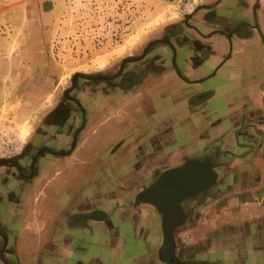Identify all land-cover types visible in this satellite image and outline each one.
<instances>
[{
  "label": "crops",
  "instance_id": "obj_1",
  "mask_svg": "<svg viewBox=\"0 0 264 264\" xmlns=\"http://www.w3.org/2000/svg\"><path fill=\"white\" fill-rule=\"evenodd\" d=\"M204 6H211L209 11L213 16L197 19V35L181 28L189 36L184 41L176 33L165 36L176 49L174 66L163 51L167 44H161L160 49H156L160 44L153 45L147 58L152 66L161 65L160 69L149 71L133 92L122 99L110 102L111 98H105L100 120L91 122L84 132L87 160L85 166L79 165L74 170L78 180L96 172L86 158L94 152L99 157L96 164L101 168L108 153L121 154V161L126 162L125 172L134 176L123 181L122 187L119 181L113 186L112 180L116 178L113 168H108L111 181L105 185L110 191L102 196L100 206L104 215L101 217L88 215L99 205L89 203L86 195L83 197L82 190L88 186H74L65 176L61 183L51 185L60 171H55L44 185L35 186L34 190L38 191L31 204L27 197L24 203V209L28 208L34 218L21 217L18 221L15 253L22 262L30 253L29 264H71L77 253L74 264H113L122 259L120 255L126 244L137 243L135 234L139 233L141 242L133 248L131 262L167 264L157 256L162 243L160 215L148 203L135 204L130 189L139 177L152 175L159 165L180 157L181 160L207 157L216 164L215 181L183 205L186 218L182 227L174 230L175 247L183 250L182 257L191 258L194 264H219L214 262L218 259L211 261L212 255L219 252L222 255L219 261L224 264H264V0H206L190 12L197 10L202 16L206 12ZM250 6L254 9L252 19L258 32H251L247 24L240 29L236 27L225 38L223 32L234 25L230 20L233 14L241 20L242 16H249ZM181 16L166 21L162 27L177 25ZM215 29L220 31L214 33ZM241 31L247 34L241 35ZM157 106L166 119L156 123L151 116L158 112ZM171 117L173 122H167ZM151 121L154 124L147 130H155L148 132L150 136L139 146L147 152L141 154L137 163L130 161L126 157L135 156L134 151L128 153L131 140L136 142L144 137L146 132L140 127ZM130 128L134 131L130 132ZM92 136L96 137L97 146L90 145ZM158 136L162 143L157 141ZM161 144L165 146L163 150ZM142 160L147 168H141ZM179 164L165 165L157 174ZM49 171L46 169L43 174ZM97 187L102 188V183L96 181ZM113 201L116 203L114 223L113 213L107 214L106 209ZM83 219L96 226L91 229L90 225H82ZM124 224L131 226L130 233L120 232L119 227ZM86 227L91 230L89 240L101 245L97 251L78 243L82 241L81 229ZM97 229L106 233L102 234V242L97 240ZM188 247L190 252L186 255ZM159 255L168 257V249L161 247Z\"/></svg>",
  "mask_w": 264,
  "mask_h": 264
},
{
  "label": "rangeland",
  "instance_id": "obj_2",
  "mask_svg": "<svg viewBox=\"0 0 264 264\" xmlns=\"http://www.w3.org/2000/svg\"><path fill=\"white\" fill-rule=\"evenodd\" d=\"M203 1L206 0L0 1V157L11 155L19 149L23 141L30 136L40 116L53 104L54 99L68 84L69 77L74 72L94 73L110 69L120 58L134 52L137 53L146 40L159 36L166 21L189 14L196 4ZM134 36L136 39L131 42L130 39ZM11 44L13 49L9 51L8 47ZM113 82L115 80L103 82V84H112ZM156 108L158 112L151 117L156 123L162 122L166 117L162 111H159V106ZM167 120L170 122L174 118L171 117ZM153 124L154 122L151 121L149 125L141 126L140 128L144 127L141 131L146 132L144 137H139L136 142L131 140L128 153L130 150L134 151L135 156L126 157L130 161L137 163L141 160V154L147 152L144 149L141 151L139 146L145 142L146 137L150 136L147 133L155 130H147ZM24 125L29 127V131L26 136H21L19 130ZM133 131L130 128V132ZM161 140L162 138L158 136L157 141L161 142ZM145 144L149 152V141ZM161 147L160 150H163L165 146L161 144ZM107 157L108 162L104 158V166L98 168L95 173H91L82 185V188L88 186L82 190L83 197L86 195L89 203L98 202L99 204L97 209L88 213L89 216L101 217L104 215L100 203L102 196L107 195L110 191V187L105 185L111 181L109 176L111 173L107 171L108 168H113L112 174L116 178L112 180L113 186L119 181V185L122 187L123 181L134 176L132 173L125 172L126 162L121 161V154L108 153ZM184 159L181 160L180 157L178 160H173L172 163L159 165L152 175L139 177L133 184L134 187L130 189V193H134L133 196H135L140 189L152 181L161 168L168 164H179ZM143 162H141V168L146 165V162ZM107 164L110 165L107 166ZM53 169L44 175L41 180L43 183L40 184L44 185L45 181L49 180L56 170H59V167ZM58 177L57 180L63 179L62 173ZM96 181L102 183L103 187L95 189ZM40 190L42 191V189ZM37 191L38 189H33L30 196H27L29 202ZM106 209L107 214L113 213L111 217L114 223L116 203L110 202ZM21 217L30 220L34 218V215L27 208L21 212ZM118 219L120 220V218H116V220ZM82 223L85 226L90 225L91 229L96 226L94 222L88 223V220L84 221V219ZM129 226L124 224L119 227L120 232L129 231L130 233L131 226L130 229ZM81 230L79 236L82 241L78 242L79 245L89 246L92 251H97L101 245L94 244L89 240L90 228L86 227ZM97 233V240L102 242L103 235L106 233L104 230L98 229ZM135 235L137 243L126 244L125 250L122 251L123 255H120L122 259L118 262L114 261L116 264H133L130 259L133 248L136 249L141 242V235L139 233ZM106 242L108 243L109 240L107 239ZM95 245L98 246L95 247ZM185 247L187 246L185 245ZM104 248L107 251V245H104ZM176 250L180 256H185L183 250L180 251L178 248ZM186 250H188L186 251L187 255L190 252L189 247ZM28 254L30 255V253ZM28 254V258L25 256L24 262L18 258V264H29L31 257ZM212 256L214 258L212 257L211 261L218 259L214 262L224 264L219 261L222 256L221 252ZM77 258L76 253L71 264H74Z\"/></svg>",
  "mask_w": 264,
  "mask_h": 264
},
{
  "label": "flooded vegetation",
  "instance_id": "obj_3",
  "mask_svg": "<svg viewBox=\"0 0 264 264\" xmlns=\"http://www.w3.org/2000/svg\"><path fill=\"white\" fill-rule=\"evenodd\" d=\"M251 7L249 16L244 15L241 20H238L239 18L233 14L234 17L230 20L234 25L228 31L223 32L225 38H229L231 33H234L238 28L247 26V24L251 32L253 30L258 32L253 23L252 12L254 9ZM203 8L206 12L202 16L197 13V10L192 11L182 15L177 25L162 27L159 36L147 40L137 53L134 52L120 58L114 66L106 71L74 72L69 77L68 84L54 99L53 104L40 116L30 136L23 141L19 149L11 155L0 157V264H18V257L15 253L17 231L19 230L18 221L21 218V212L24 211L26 197L35 186L43 185L40 183H43L41 180L44 178V171L49 169L51 172L54 170L53 168L59 167V170L56 171H60L65 179L69 180L70 178L72 185L83 184L86 180L84 176L79 177L78 180V175L74 172L76 168H79V165L85 166L87 160L84 156V147L86 146L82 137L91 122L94 124L100 120L102 106L107 102L104 99L111 98L110 102L116 101L117 98L122 99L133 92L149 71L160 69L161 65L152 66L151 60L147 58L148 50L155 44H160L156 49L167 44L168 48L165 47L163 51H166L165 55L169 57L170 64L174 66L172 62L176 49L170 45L165 36L176 33L180 41H184L189 36L181 28L190 29L197 35L199 33L195 27L197 19H208V16H213L209 11L211 6ZM213 31L215 33L220 30ZM241 32V35L247 34ZM194 44L196 43L194 42ZM155 58L157 59L158 55ZM106 77L111 78L103 79ZM113 80L115 82L112 84H103V82ZM91 138L90 145L97 146L96 137L92 136ZM86 158L91 163L90 168H101L100 164H96L99 161L96 152L93 153V156ZM57 179L52 184L63 181V179ZM190 200L191 198H187L181 202L183 209L185 208L183 205ZM174 255L180 261L191 264L195 262L191 258L180 256L176 247Z\"/></svg>",
  "mask_w": 264,
  "mask_h": 264
},
{
  "label": "water",
  "instance_id": "obj_4",
  "mask_svg": "<svg viewBox=\"0 0 264 264\" xmlns=\"http://www.w3.org/2000/svg\"><path fill=\"white\" fill-rule=\"evenodd\" d=\"M106 77L103 79H108ZM215 163L207 157L187 158L179 165L158 173L152 181L134 196V203L152 205L160 215L162 243L157 251L160 260L167 264H191L174 255V230L185 222L181 202L208 189L215 181ZM168 249V257H161L159 250Z\"/></svg>",
  "mask_w": 264,
  "mask_h": 264
},
{
  "label": "bare ground",
  "instance_id": "obj_5",
  "mask_svg": "<svg viewBox=\"0 0 264 264\" xmlns=\"http://www.w3.org/2000/svg\"><path fill=\"white\" fill-rule=\"evenodd\" d=\"M158 18V17H157ZM161 18V17H160ZM162 20V19H161ZM155 22V21H154ZM157 22V21H156ZM136 39V36H134L132 39H130L131 40V42H133L134 40ZM128 40V39H127ZM130 42V41H129ZM13 44V43H12ZM10 45L9 47H8V49H9V51L10 50H12L13 49V45ZM126 46V45H125ZM107 58V57H106ZM101 60V59H100ZM101 61H104V60H101ZM100 61V62H101ZM96 62V61H95ZM97 63V62H96ZM98 63H99V61H98ZM103 64V63H102ZM29 131V127L27 126V125H24V126H22L21 127V129L19 130V133L21 134V136H26V134H27V132Z\"/></svg>",
  "mask_w": 264,
  "mask_h": 264
}]
</instances>
